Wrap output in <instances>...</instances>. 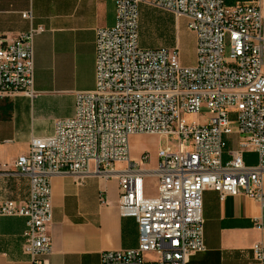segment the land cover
<instances>
[{
    "label": "built area",
    "instance_id": "obj_1",
    "mask_svg": "<svg viewBox=\"0 0 264 264\" xmlns=\"http://www.w3.org/2000/svg\"><path fill=\"white\" fill-rule=\"evenodd\" d=\"M113 1L115 25L97 30L95 89L77 93L73 115L57 120L53 135L32 138L28 152L16 160L17 172L29 179L25 204L0 205V218H24L23 250L33 264H49L53 251L56 174H71L80 186L93 174L118 178L119 213L136 220L139 244L103 252L101 264H188L206 248V190L218 192L222 201L245 195L264 208L261 0L233 6L226 0H152L188 20L197 41L193 67L181 65L178 47L140 46L138 6L145 0ZM22 18L31 22L33 15L23 12ZM43 31L31 27L13 38L0 32L1 96L36 97L35 39ZM187 115L203 121L187 122ZM137 135L172 138L176 145L159 149L157 167L144 169L140 163H148V153L132 159L131 138ZM234 136L238 146L224 161ZM245 152L257 154L258 163L247 165ZM147 177L157 178L154 198L146 196ZM253 252L254 264H264V245L256 244Z\"/></svg>",
    "mask_w": 264,
    "mask_h": 264
},
{
    "label": "crops",
    "instance_id": "obj_2",
    "mask_svg": "<svg viewBox=\"0 0 264 264\" xmlns=\"http://www.w3.org/2000/svg\"><path fill=\"white\" fill-rule=\"evenodd\" d=\"M145 1L138 10L159 9L151 4L152 0ZM231 1L229 6L252 2ZM261 7L264 15V0ZM27 11L33 15L31 22L22 18ZM174 16L177 22L181 18ZM115 22L113 0H0L1 33L13 38L31 27L44 30L35 39L36 97L23 93L0 95V205L6 201L24 205L27 201L29 179L17 172L15 162L28 152L32 138L53 135L56 121L73 115L77 93L95 89L97 30L111 28ZM172 43L175 47L180 43L175 33ZM237 146L238 138L234 136L229 140L224 161L230 159ZM140 156L134 152L132 159L139 161ZM243 156L247 165L258 163L253 152ZM146 165L140 163L149 169ZM122 167L116 165L117 169ZM145 182L146 196L156 197L157 178L147 177ZM51 186L53 251L49 264H101L105 251L138 247L136 220L119 213L117 177L106 179L93 174L80 186L73 175L56 174ZM203 217L206 248L192 255L188 264H254V246L264 245V208L258 202L245 195L222 201L218 192L209 189L203 194ZM25 229L24 218H0V264H33L23 250Z\"/></svg>",
    "mask_w": 264,
    "mask_h": 264
},
{
    "label": "rangeland",
    "instance_id": "obj_3",
    "mask_svg": "<svg viewBox=\"0 0 264 264\" xmlns=\"http://www.w3.org/2000/svg\"><path fill=\"white\" fill-rule=\"evenodd\" d=\"M233 1L229 0L228 5ZM178 28V29H177ZM176 30V31H175ZM178 30V31H177ZM172 33L174 37H179L178 45L181 65L184 67H193L196 64V43L195 35L189 30L187 20L180 18L177 22L176 17L167 12L152 7H144L139 10V35L140 46L145 49H172L175 46L172 43ZM227 53L229 55L227 40ZM208 111L203 110V116L206 117ZM187 122L203 121L195 115L185 116ZM236 130L237 125H233ZM170 144L175 148L176 142L172 138L159 136H134L131 138V154L143 152L148 153L149 161L147 167L154 168L157 162V153L159 149L166 148ZM234 145V144H233ZM148 258H152L151 254Z\"/></svg>",
    "mask_w": 264,
    "mask_h": 264
}]
</instances>
